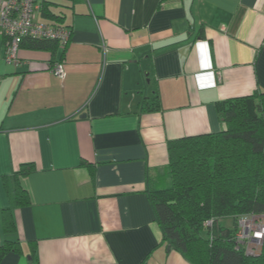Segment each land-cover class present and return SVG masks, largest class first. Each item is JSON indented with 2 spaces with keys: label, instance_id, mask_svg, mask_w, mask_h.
<instances>
[{
  "label": "crops",
  "instance_id": "crops-1",
  "mask_svg": "<svg viewBox=\"0 0 264 264\" xmlns=\"http://www.w3.org/2000/svg\"><path fill=\"white\" fill-rule=\"evenodd\" d=\"M46 4L65 47L20 45L15 64L0 37V216L3 177L33 164L14 230L0 219V244L18 243L0 264H193L162 238L147 187L168 140L219 130L218 101L264 90V0Z\"/></svg>",
  "mask_w": 264,
  "mask_h": 264
},
{
  "label": "trees",
  "instance_id": "trees-1",
  "mask_svg": "<svg viewBox=\"0 0 264 264\" xmlns=\"http://www.w3.org/2000/svg\"><path fill=\"white\" fill-rule=\"evenodd\" d=\"M46 1L40 0L43 13L70 28ZM23 44L54 49L58 42L24 36ZM217 114L219 130L167 141L165 172L147 187L154 217L162 238L193 264H264V230L253 253L236 235L241 216H264V90L218 101ZM31 169L32 162H24L3 177L10 200L0 216L6 232L15 228L12 208L29 202L19 178ZM17 244L4 240L0 259Z\"/></svg>",
  "mask_w": 264,
  "mask_h": 264
},
{
  "label": "built area",
  "instance_id": "built-area-1",
  "mask_svg": "<svg viewBox=\"0 0 264 264\" xmlns=\"http://www.w3.org/2000/svg\"><path fill=\"white\" fill-rule=\"evenodd\" d=\"M39 9L38 0H0V37L4 39L6 61L19 62L17 50L24 36L55 39L60 46L66 44L70 28L57 22L37 20L35 16ZM51 69L59 76L64 75L60 62H55ZM238 224L237 238L245 243L247 253L256 252L262 240L264 216L248 213L238 219Z\"/></svg>",
  "mask_w": 264,
  "mask_h": 264
},
{
  "label": "rangeland",
  "instance_id": "rangeland-1",
  "mask_svg": "<svg viewBox=\"0 0 264 264\" xmlns=\"http://www.w3.org/2000/svg\"><path fill=\"white\" fill-rule=\"evenodd\" d=\"M4 58V57H3ZM5 60V59H4ZM230 222H231V219H227L226 221H225V224H229L230 225ZM255 250H257V248L255 249Z\"/></svg>",
  "mask_w": 264,
  "mask_h": 264
}]
</instances>
